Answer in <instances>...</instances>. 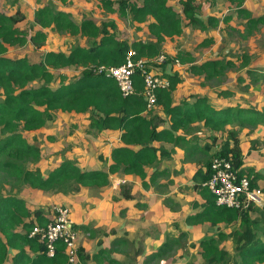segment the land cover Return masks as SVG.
<instances>
[{"label": "trees", "instance_id": "1", "mask_svg": "<svg viewBox=\"0 0 264 264\" xmlns=\"http://www.w3.org/2000/svg\"><path fill=\"white\" fill-rule=\"evenodd\" d=\"M100 7L110 13H117L121 18L144 24L152 36L151 42L135 40L127 42L116 38L112 29L116 28L113 20L102 22L99 26L92 19L83 18L79 23L72 19L71 13L47 5L37 8L33 13L34 22L40 26L33 35H28L16 25L24 20L20 7L14 13L0 12V264L8 258L9 249H14L12 264H84L87 260L99 261L103 253L85 254L78 245L76 260L68 261L65 243L55 242L54 253L48 255L46 243L36 236L29 237L35 224L46 222L43 209H32L19 194L11 191L10 185L26 186L52 193H76L82 187H96L97 190L109 185V175L114 173L132 174L142 180L147 187L146 169L154 164L160 156L167 153L157 142H169L174 146L185 142L186 136L202 125L214 133L223 134L220 146L208 154L212 144H204L200 150L207 154L203 161L196 162L192 176L193 188L201 201L193 200L191 206L195 212L186 217V223L196 225L209 223L217 226L224 223L227 233L219 232L217 238H207L199 242L201 264H257L264 262V241L258 237L257 224L264 222V204L249 203L245 208H230L216 204L215 195L203 185L210 176V163L213 156L228 157L240 176H246L252 182L259 177L257 173L242 167L243 154L240 133L245 122L255 125L264 123V107L243 108L239 105H228L217 108L210 103L207 95L188 94L179 101L174 100V92L182 83L180 72L164 73L169 85L158 89L156 103L150 108L142 95L144 80L139 71L133 76L134 92L123 96L116 81L103 73H98L99 66H117L124 62L128 50L135 51V58H148L147 70L151 65L160 67L154 59L162 52V44L169 39L179 37L184 26L198 28L201 31L216 27L219 19L209 16L202 19L198 14L195 0H178L179 11L168 4L169 0H96ZM234 7L237 16L244 21L243 30L237 31L241 39H246L259 26L264 27V15L253 16L243 7L244 0H226ZM67 5V0H61ZM230 16H224L227 23ZM50 29L71 36H81L92 40L88 47L73 45L68 50H43L40 48L47 40ZM213 38L203 37L200 46L207 47ZM32 45L34 57H10L8 51L14 46ZM242 66L248 64L249 56L243 54ZM181 64L187 65L185 71L201 77L204 82L212 81L231 68L232 62L224 55L220 58L196 61L195 56L185 50H178L174 57ZM72 67L81 68L73 79L59 73L58 84L52 86L55 72ZM152 72V71H151ZM153 73V72H152ZM156 74V73H154ZM247 74L253 75L248 69ZM157 75V74H156ZM264 78V76H263ZM253 81H257L253 77ZM230 94L229 91L219 95ZM160 106L168 127L158 129L161 117L153 114ZM58 112L86 116L89 130L99 134L104 130H119L120 145L111 149V163L106 170L86 169L76 159L63 157L54 168L41 172L35 165L42 157L38 142L30 140L28 134L35 135L38 130L58 119ZM235 121L239 123L234 128ZM183 134H176L178 131ZM217 137L212 141L216 143ZM197 146L187 148L189 155L197 151ZM99 159L104 161L99 155ZM160 175L152 170L148 180ZM126 187L127 184H124ZM122 185L120 186V188ZM121 189V196L132 199L130 190ZM257 214L253 219L251 214ZM71 217V213H70ZM37 222V223H35ZM73 222V221H72ZM73 228L75 225L72 224ZM185 235L181 233L180 236ZM232 239L234 253L230 254L219 247L221 240ZM120 243V240H118ZM122 242V241H121ZM170 248L167 242L158 252L162 256ZM233 263V264H234Z\"/></svg>", "mask_w": 264, "mask_h": 264}, {"label": "crops", "instance_id": "2", "mask_svg": "<svg viewBox=\"0 0 264 264\" xmlns=\"http://www.w3.org/2000/svg\"><path fill=\"white\" fill-rule=\"evenodd\" d=\"M168 4L171 5L169 1ZM195 4L198 7L199 17L206 19L209 16H214L219 19L218 24L225 23L220 19L221 15L226 14L225 10H230L229 7H233L228 1L225 3L224 0H195ZM61 5L68 7L69 4ZM16 7L19 6L15 2L13 13ZM243 7L248 9L253 16L264 15V0H244ZM63 11L66 10L63 9ZM242 21L245 20L242 19ZM216 28L208 27L206 30L201 31L198 28L184 26L182 36L190 34L201 38L208 37L214 35L212 32ZM258 31L264 32V27L259 26L254 33L243 40L245 41L247 51L249 49V54H247L249 62L245 65L244 70L246 68L247 70L250 68V70L254 69L258 76L257 78L252 75L251 80L246 78L243 82V85H250L246 87V100H240L238 97L244 95L234 90H228L230 94L225 93L226 97L224 94L219 95L218 92V94H214V102L217 103L216 105L214 104L215 107L220 108L238 103L243 108L254 107L257 110H261L264 107V49L259 50L256 45L255 34ZM176 38L178 37H174L173 39ZM167 40L170 39L167 38ZM257 56L261 57L256 61L255 58ZM174 57L175 55L171 57L172 63L170 64H166L169 60L165 59L163 65H160V67L154 64L151 65V71L164 78H166L164 73L178 71L183 64ZM165 64L167 68H165ZM183 66L186 68L187 65ZM183 72L181 75L184 79L186 71ZM186 73L188 74V72ZM253 77H256L257 81H253ZM203 83L205 85L202 89L209 88L208 82ZM255 84L260 86L257 89H253ZM178 87L174 92L175 101L177 99ZM205 94L210 98V103L212 104L209 95L213 94L205 92L201 95ZM153 114L162 118L158 129L168 127L169 122L164 117L160 106L154 110ZM57 115L58 119L55 122L38 130L39 133L43 134L44 140L49 138L45 142L37 141L42 153V157L38 163H43L44 168L52 169L61 162L63 157H66L76 159L79 165L86 169L106 170L111 163V149L121 144L119 141L121 131L104 130L97 135L92 132L89 133V129L78 123L77 129L74 130L72 137H70L69 133H67L71 129L70 123L64 124L63 118H67L65 120H69L70 118L79 120L83 116H75L62 112H58ZM202 128L203 131L207 132L208 137H211V134L208 132L210 130L205 127ZM176 134L183 133L179 130ZM215 136L213 135L210 141ZM240 139L243 154L242 167L259 175L258 178L253 180L252 184L254 183L253 186L261 190L260 203L255 205L262 206L264 204V123L255 125L253 129L244 127L240 133ZM203 143L212 144L209 150L210 154L220 146L213 150L214 145L219 143L218 138L216 143L214 141L210 143H205L204 141ZM156 145H161L169 153V156H167V153L164 156H160L159 151H157L158 158L156 162L146 169L147 176L145 179L147 180V187L142 185V180L136 175L114 173L109 175V185L98 190L96 187H82L76 193H69L67 195L56 193L51 195L50 192L33 188L31 189V198L25 196L24 192L22 198L26 200L27 205L32 211L33 209H43L46 222L42 225H45L53 218V214L50 215L51 210L49 213V211L40 205L43 203L42 200L51 197L54 203L68 206L71 209V219L79 235L78 245L88 255H93L98 251L103 252L98 262L90 259L85 261L84 264H152L154 260L167 257L174 247H178L180 244L182 248L180 249L183 251L180 249L176 250L175 255L169 261L165 259L168 262L167 264H201L202 257L198 248L199 242L207 238H217L219 232L227 233L229 228L224 223H219L217 226H213L207 222L196 225L186 223V217L195 212V209L191 206V202L193 200L201 201V197L196 189L193 188L195 183L192 180V176L197 167L196 163H191L188 150H186L185 156L184 150L179 148L181 144L174 146L169 142H157ZM193 146L198 147L197 144ZM201 147H198L197 150H200ZM99 155L103 157L104 161L99 159ZM153 169L160 172V175L153 180H148ZM40 170L44 172L45 169ZM124 184H127V186L125 187ZM121 185L122 187L120 188ZM124 187L130 190V194L133 196L132 199H125L121 196V189ZM36 197L40 199L36 200ZM251 217L255 219L257 218V214L252 213ZM257 228L258 237L264 241V222L259 221ZM181 233L186 234L185 246L184 239L182 242L181 239L178 240V237H182L180 236ZM118 240H120V243ZM167 242L170 244V248L166 253L162 256L157 257L154 255L153 257V254L158 252L162 245ZM228 243H232L234 248V243L230 238L221 240L219 247L228 251L226 248V244ZM188 244H191V247L185 248ZM186 249L188 251H185ZM14 253V249H9L8 258L4 264H12L11 260ZM231 263L233 264L234 261ZM257 264H264V262Z\"/></svg>", "mask_w": 264, "mask_h": 264}, {"label": "rangeland", "instance_id": "3", "mask_svg": "<svg viewBox=\"0 0 264 264\" xmlns=\"http://www.w3.org/2000/svg\"><path fill=\"white\" fill-rule=\"evenodd\" d=\"M134 1L139 2L140 0H134ZM15 2L21 8L22 14L25 17L24 20L19 22L16 26L22 31H26L29 36L33 35L34 32L40 29V26L37 25L33 20L34 11L37 8L51 5V6H55V8H58L60 10L64 9L66 11H70L72 19L77 23H79L83 18H89L95 21V23L100 26L102 22H108L110 20H113L116 23V28L112 29V32L119 40H123L127 42H132L135 40L151 42L153 40L152 36L150 35L149 31L146 28V23L139 24L131 21L129 18L125 19L119 17L116 12L115 13L107 12L102 7H100V5L96 0H67L69 4L68 7L62 6L61 0H47V1L0 0V12L13 13V10L15 8ZM224 2L226 3L225 0ZM169 3L173 6V8L179 10L178 0H169ZM229 9L230 10L228 11L225 10L226 14L221 15L220 19H222L224 16H230L231 19L227 23L218 24L216 26L217 28L212 27V28H216L215 31L212 32L214 35H210L208 37L213 38V43H211L207 47L199 45V43L202 40L201 37L190 34H184L183 36L181 35L176 39L167 40L165 43L162 44L161 46L163 52L162 54H164L165 58L169 60L167 61L166 64L172 63L171 57L174 56L178 50H185L191 52L195 56L197 62L212 57H223L224 55L230 60V62H232L231 68H229L224 75L219 76L218 78L212 80L211 82H208L207 85L209 86V88L206 87L205 89H202L205 83H203L204 81L202 80L201 77H196L190 73L187 74L185 72L184 79L178 87V91L176 94V98H177L176 101L180 100L182 97H185V95L188 94L201 95L206 92L208 94H213L209 96L211 97L212 105L214 104L216 105L217 103L214 102L215 99L214 94H218V92H225L228 90H232V91L234 90L236 92H239V94H242L244 96L238 98L242 101L246 100L245 97V93L247 92L246 87L250 85L247 86L243 85V82L246 80V78H249L251 80V76L247 75L246 73L247 68L244 70L245 66L244 67L242 66L241 56L243 54L245 55L249 54L248 53L249 49L247 51V47L245 46L244 43L245 41H243L244 39H241L237 32L243 30L244 21H242V18H240L239 16L236 17L237 14H235L236 12L234 11V8L232 6L229 7ZM45 31L47 32V40L45 41V44L40 48L41 51L49 50V49L68 50L73 45H80L84 47H88L91 45L92 40H87L79 35L71 36L68 33H59L50 29H47ZM255 41L257 42L256 45L259 48V50H263L264 32L258 31L255 34ZM34 54H35L34 48L32 45L29 44L25 46H14L11 47L8 51V55L10 57L22 56V55L34 57ZM259 57L261 56H257L255 58L256 61L258 60ZM165 68H167V66ZM252 70H253V75L258 78L256 74L257 73L256 70L254 69ZM183 71H185V66L182 65L181 68L178 70V72H180V74H183L184 73ZM54 72H55V80L53 81L52 86H56L58 84L57 75L59 73L65 74L68 77V79H73L77 75H79V73L81 72V68L72 67L67 69L56 70ZM259 86L260 85L255 84L253 89H257ZM236 105H240V103ZM86 118H87L86 116H83L79 120L73 118H70L69 120H65L67 118H63L64 124H67L68 122L70 123L71 129L69 130V132L66 131L67 133H69L70 137H72L74 130L77 129L76 126L79 125L78 123H80V125L84 126L86 129H89L87 124L89 121H87ZM233 123H235V121ZM238 127H239V123L236 122L234 128H238ZM245 127L253 129L255 126L252 122H248V123L245 122ZM192 131H193L192 133H189L188 136H186L185 142H182L181 145L179 146L180 149L184 150L185 156H186V150H188L185 148H192L193 145L195 144H197L198 147H201L204 144L203 143L204 141L205 143H210L212 141V140L210 141V138L213 135L217 136L218 141L222 138V136H224L223 134L220 133L215 134L214 132L208 131L209 134H211V137H208L207 132L203 131L202 126ZM88 132L93 133V130H88ZM28 136L30 137L29 138L30 140L35 139L38 142H43V141L45 142L46 140L49 139L46 138V140H44L43 134L39 132H36L35 135H31L30 132ZM219 145H220L219 143L214 145L213 150L217 148ZM206 157L207 154H205L204 151L197 150L195 151V153L190 155L191 163L203 161ZM35 166L38 167L39 169H45L44 172L49 170V168L43 167V163H37ZM7 186H10L11 191L15 194H19L20 196H23V192H24V195L27 196L28 198L32 197L31 189L33 188L26 186L23 187L20 186L19 184L16 187L11 186V184ZM50 193L51 195L56 194L52 192ZM38 199L40 198L36 197V200ZM42 202L43 203L40 205L45 210L49 211V213L51 210L50 215H52L53 214L52 211L54 207L57 206L58 204L54 203L51 197H49V199L42 200ZM185 235H183L182 237H178V240L181 239V242L184 239L183 241L184 246L186 239ZM77 238L79 239L78 232H77ZM78 239H77V245H78ZM190 245L189 244L186 245L185 248L191 247ZM180 248H181V244L178 247L175 246L173 251L169 253L167 257H163L160 260H154L152 264H167L168 262H166L165 259L169 261V259L175 255L174 254L175 251ZM226 248L228 249L230 254L234 253V248L232 243L226 244ZM185 251H188V249H186Z\"/></svg>", "mask_w": 264, "mask_h": 264}, {"label": "built area", "instance_id": "4", "mask_svg": "<svg viewBox=\"0 0 264 264\" xmlns=\"http://www.w3.org/2000/svg\"><path fill=\"white\" fill-rule=\"evenodd\" d=\"M136 53L130 49L125 60L117 66H99L98 73L111 76L117 83L121 94L127 96L134 92L133 76L136 71L144 80V96L147 107L156 103L158 89L167 88L169 81L147 70L149 59L145 57L135 58ZM164 54L158 55L156 62L165 61ZM210 176L203 185L215 195L216 204L230 208H245L249 203H260L261 190L251 187L250 180L246 176H240L231 160L222 155L213 156L210 163ZM70 209L65 205H57L53 209V218L45 225L35 224L29 233V237L36 236L39 241L46 243L48 255L54 253L55 242L65 243L68 261L74 263L77 254V230L73 228L70 217Z\"/></svg>", "mask_w": 264, "mask_h": 264}, {"label": "clouds", "instance_id": "5", "mask_svg": "<svg viewBox=\"0 0 264 264\" xmlns=\"http://www.w3.org/2000/svg\"><path fill=\"white\" fill-rule=\"evenodd\" d=\"M106 75H108V74H106ZM109 76V75H108ZM111 77V76H110Z\"/></svg>", "mask_w": 264, "mask_h": 264}]
</instances>
